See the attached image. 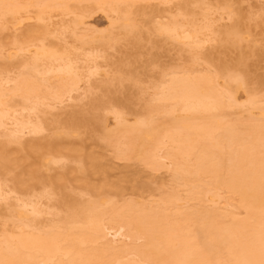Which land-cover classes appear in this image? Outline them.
<instances>
[{"label":"bare ground","instance_id":"obj_1","mask_svg":"<svg viewBox=\"0 0 264 264\" xmlns=\"http://www.w3.org/2000/svg\"><path fill=\"white\" fill-rule=\"evenodd\" d=\"M263 60L264 0H0V264H264Z\"/></svg>","mask_w":264,"mask_h":264},{"label":"rangeland","instance_id":"obj_2","mask_svg":"<svg viewBox=\"0 0 264 264\" xmlns=\"http://www.w3.org/2000/svg\"><path fill=\"white\" fill-rule=\"evenodd\" d=\"M150 4H147L148 6H146V4L142 7L141 5H139V7H141V8H139L140 10H144V9H146L145 11H146V14H144V15H146L145 17L144 16H139V18H140V20L141 21H146L145 19H147V17L149 16V12L150 11H148V10H150L151 9V11H152V8L154 9V10H158V11H163V9H165V6L163 7V5L161 6V5H158L156 2L154 3V1H150L149 2ZM152 4H154V5H152ZM154 6V7H152V6ZM159 6V7H158ZM161 6V7H160ZM144 7H146V8H144ZM149 8V9H148ZM159 8V9H158ZM91 10H93V8L91 9ZM90 10V13L88 14L89 15V17H91V18H88L89 19V21H91L92 23H94L95 25H97V26H99L100 27V29H102L104 32L105 31H108V30H110L111 29V31L113 30V32H116L115 30H118L119 29V26L116 28V26H114L115 27V30H114V27L112 26V28H110L111 26H110V24H109V20H107V15L103 12V11H101L100 9L99 10H97L96 9V12H95V9L93 10L94 11V13H93V11H91ZM92 12V13H91ZM147 14H148V16H147ZM142 22H140V21H138V24H141ZM106 25V26H105ZM142 25V24H141ZM148 27L149 26H146L145 25V27H144V30L147 28L148 29ZM104 28H105V30H104ZM110 28V29H109ZM142 28H143V26H142ZM147 29H146V31H147ZM143 30V29H142ZM102 31V32H103ZM101 32V31H100ZM102 32H101V34H102ZM99 33V32H98ZM100 34V33H99ZM98 34V35H99ZM160 49V50H159ZM159 49H156L155 51H157V52H155V54L156 55H158L157 53H163V54H161V55H158L159 56V59H157L156 60V62L158 63H155L154 62V64L152 63L151 65H149V63L150 62H148L149 60L147 59V57L149 58V57H151V56H149L147 53H149L147 50L145 51V49H143V52L145 51V53H146V55L147 56H144L145 58H146V62H145V58L143 59L142 58V62H144V63H141V62H139V63H135V67H137V69H136V72H137V76H138V78H140V80H142L143 79V83L144 84H146L145 83V81L146 82H152V81H154L157 77H156V74H157V69L162 65L161 63H164L163 62V60H161L162 58L164 59L165 57V55L164 54H168V53H164V51L163 50H165V47H161V48H159ZM161 49H162V51H161ZM165 52H167V50H165ZM260 53V52H259ZM164 55V56H163ZM162 56V57H161ZM158 58V57H157ZM150 59V58H149ZM160 60H161V62H160ZM164 61H166V58H165V60ZM148 62V63H147ZM159 62H160V64H159ZM141 63V64H140ZM262 63V64H261ZM146 64V65H145ZM148 65H149V67H148ZM153 65H154V67H153ZM157 65V66H156ZM140 66H142V67H140ZM145 66H146V68H145ZM263 66V67H262ZM140 67V68H139ZM148 67V68H147ZM258 67L259 68H257L256 67V70L257 71H254V74H255V72H256V75L258 76V78L256 77V79L258 80L259 79V75H260V77H262V79H264V60L263 61H260V65H259V63H258ZM157 68V69H156ZM140 71H139V70ZM153 69H155V71L153 70ZM144 70V71H143ZM139 71V72H138ZM153 71V72H152ZM154 72H156L154 75H153V73ZM258 72V73H257ZM260 73V74H259ZM139 74V75H138ZM141 74V75H140ZM142 74H143V76H142ZM158 75V74H157ZM142 77V78H141ZM145 77V78H144ZM154 77V78H153ZM152 81H151V80ZM127 82V81H126ZM140 83V84H143V83ZM139 83V82H138ZM128 84V85H127ZM133 84V83H132ZM136 84V83H135ZM131 85L130 86V82L128 81L127 83H126V86H128V88H130V89H134L135 90V88H134V86L136 87L137 86V84L136 85ZM143 84V85H144ZM139 85V84H138ZM133 86V87H132ZM133 90V91H134ZM131 91V90H130ZM92 141V140H91ZM95 140H93V143H95L94 142ZM88 144H92V142H90V140H88ZM93 146H94V144H92ZM114 161V160H113ZM113 161H111V163L113 162ZM116 161V160H115ZM115 163V162H114ZM112 163V166H111V169L112 168H114L113 170H110L109 172H111L112 174H110V177L114 180V179H118V176L120 175H123L124 176V174L126 175V177H119V179L121 178L122 179V181H120V180H117V182L118 181H120L121 182V184L120 185H122V182L124 181V184H125V181L127 182L126 184H125V186H124V184H123V187H127L128 189H127V191L129 192L130 190H129V187H131V183H129V181L128 180H130L131 179V182H133L132 184L134 185V184H136V185H141V183H143L141 186H143L144 185V183L145 182H149V180H155V181H158L160 178V180H162V179H164V177H163V173L161 174V172H159L157 175L156 174H154V175H149L148 174V172L145 170V171H143L141 168H136V167H134V166H127L126 164H124L123 165V163L121 164V162H118L117 161V163ZM115 165V167H113L114 165ZM117 164V165H116ZM118 164H119V166H118ZM121 166V167H120ZM119 168V169H118ZM123 168H125V169H123ZM136 168V169H135ZM122 169H123V171H122ZM128 169V170H127ZM137 169H140V170H138L137 171ZM117 171V172H116ZM120 171V172H119ZM122 172L124 173V174H122ZM140 172H142V173H140ZM143 172H145V173H143ZM116 173V174H115ZM117 173L119 174V175H117ZM121 173V174H120ZM130 173V174H129ZM114 175H115V178H114ZM135 175V176H134ZM131 176V177H130ZM153 176V177H152ZM155 176V177H154ZM90 177V178H89ZM89 177H87V179H91V180H94L93 178L94 177H92V176H89ZM142 177V178H141ZM153 178V179H152ZM112 179H110V180H112ZM125 179H127V180H125ZM141 179V180H140ZM145 179V180H144ZM112 180V181H113ZM133 180V181H132ZM116 180H114V182H115ZM117 182H116V184H117ZM135 182V183H134ZM119 184H117V186H119ZM135 186V185H134ZM156 186V185H155ZM136 187V186H135ZM140 187V186H139Z\"/></svg>","mask_w":264,"mask_h":264}]
</instances>
